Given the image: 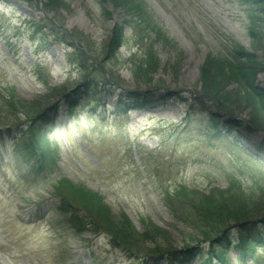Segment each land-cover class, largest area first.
Wrapping results in <instances>:
<instances>
[{
	"label": "rangeland",
	"instance_id": "obj_1",
	"mask_svg": "<svg viewBox=\"0 0 264 264\" xmlns=\"http://www.w3.org/2000/svg\"><path fill=\"white\" fill-rule=\"evenodd\" d=\"M135 1L144 27L99 0H66L51 14L48 0H0V264H138L158 245L197 246L202 258L190 264H209L213 249L192 224H205L204 210L196 217L180 198L172 212L163 200L182 188L224 193L227 207L247 202L264 214V106L232 73L250 67L244 54L252 55L254 89L264 92V0ZM120 24L123 48L111 55ZM151 57L157 63L148 67ZM77 94L74 119L67 100ZM135 94L152 109L124 113ZM38 115L45 124L34 123ZM31 129L54 171L41 174L26 157ZM63 179L101 195L112 221L124 214L138 233L155 225L163 234L129 255L106 232L78 233L57 206ZM179 204L187 213H174ZM222 238L217 228L208 235L229 250L227 264H264V246L245 256Z\"/></svg>",
	"mask_w": 264,
	"mask_h": 264
},
{
	"label": "trees",
	"instance_id": "obj_2",
	"mask_svg": "<svg viewBox=\"0 0 264 264\" xmlns=\"http://www.w3.org/2000/svg\"><path fill=\"white\" fill-rule=\"evenodd\" d=\"M99 3L104 10L108 5L115 8H123L124 10H127L129 16L140 18L139 20L141 24L145 25L141 18L146 17V12L143 5L135 0H99ZM66 8V0H48V3L43 6L44 12L49 14L64 11ZM123 28L124 24L120 26L115 25L113 29L111 40L107 47L108 52L111 55H114L123 43ZM147 29L160 33L159 31L154 30V28L147 27ZM252 35L255 34L253 33ZM244 58L250 62L251 66L249 67L240 63L235 65L236 68L232 69V73L235 74V80L243 86L244 90L251 91V96L259 103L261 102L264 106V93L256 92L254 89L255 76L257 75V71L254 68L256 58L247 53L244 54ZM148 60V67L154 66L155 63H157V60L152 57ZM202 73H204L203 70ZM210 77L211 76H204L203 74L202 81L205 83V81H208ZM90 90L91 89L88 85L82 92L79 89V92L85 94L87 97L92 93ZM137 96L138 94L132 95L125 101L126 112L129 110H137L138 108L144 109L148 107L149 104L144 102V100H140L139 102V98H137ZM66 98H68V96ZM79 99L78 94L70 100L66 99L69 102L68 110L72 117L76 116V109H78V105H80ZM45 117L46 115H38L34 119V123L45 124L43 123V119ZM30 135V142L26 149V157L30 161H34L36 159L35 163H32L37 165V171L39 173H44L46 169L54 171L52 168L53 164L51 166H47L53 161L47 160L45 150L41 149L42 141L40 142V139L42 136L34 129H31ZM55 191L57 200L61 202V204H58L57 206L60 211L62 210L65 214L70 215L69 222L73 226V229H75L78 233H82L84 231L92 234L106 232L111 237V239L108 237L111 245L129 255H133V251L139 247L140 241H148V237L150 235L163 234L162 230L155 225L147 226V232L145 233H138L132 222L124 214L120 216L119 221H112L110 215L111 211L105 204L101 195L89 190L86 187L73 186L66 179L60 180V182L55 185ZM216 192L217 191H213L208 195H205L197 191H190L187 188H182L175 192L173 196L165 194L163 200L166 206L170 209V206H176L173 203V200L178 201L180 198L185 199L191 204L196 217V210L203 209L205 213H201L199 216L201 222H205V224L197 222H193L192 224H196V232L203 236L205 241L208 240L207 242L210 243L211 248L213 249L211 256L208 255V259H211L207 260V262L212 264L214 261H219L220 264H227L224 256L229 250L217 248L214 245V242L211 241V239H208L209 233L213 228L219 229V231L223 234V242H220L219 244L227 242L229 245H232V249H235L246 256L250 253V251L257 249L260 246H264V214L261 215L262 206H255L250 209V203L247 202H244L239 208L235 205H233L232 208H229L226 206L225 200L227 198H224V193L217 195ZM192 197H195L194 201L192 200L193 202L191 201ZM250 201L251 200H248V202ZM179 206V209H174V213L180 211L182 215L187 213L184 205L179 204ZM208 220L212 221L214 225H207ZM127 238L135 240L137 243L130 247V243L127 244L125 242L127 241ZM216 242H218V240ZM198 249L199 248L197 246H193L191 248L187 247L184 250H175L174 248L166 249L158 245L154 249H146V256H143V260L138 264H148L149 261H151L150 263L156 264H162V262L176 264V262L172 261V258H179L180 262L190 264L195 258H202V256H199Z\"/></svg>",
	"mask_w": 264,
	"mask_h": 264
},
{
	"label": "water",
	"instance_id": "obj_3",
	"mask_svg": "<svg viewBox=\"0 0 264 264\" xmlns=\"http://www.w3.org/2000/svg\"><path fill=\"white\" fill-rule=\"evenodd\" d=\"M230 123H231V121H230ZM231 124H234V123H231Z\"/></svg>",
	"mask_w": 264,
	"mask_h": 264
}]
</instances>
